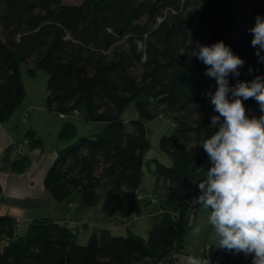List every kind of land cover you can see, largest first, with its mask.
Masks as SVG:
<instances>
[{
    "label": "trees",
    "instance_id": "trees-1",
    "mask_svg": "<svg viewBox=\"0 0 264 264\" xmlns=\"http://www.w3.org/2000/svg\"><path fill=\"white\" fill-rule=\"evenodd\" d=\"M249 6V0H0V122L25 99L22 63L30 75L47 72L48 109L105 122L87 136H78L72 121L62 124L58 139L66 145L48 167L45 187L58 202H76L78 209L100 204L103 213L128 222L148 162L155 178L148 205L163 210L147 237L131 224L123 235L95 226L87 243L77 241L79 231L68 221L34 218L22 234L14 216L0 214V264H176L191 226L193 177L208 158L198 143L214 131L204 93L217 86L190 51L197 42H226ZM249 28L228 43L245 59L240 75H229L232 84L264 75ZM254 101L245 100L246 109ZM131 103L138 114L127 124L123 112ZM161 114L174 125L160 137L167 163L146 157L147 122ZM25 138L28 149L43 146L32 128ZM17 144L7 147L2 168L23 172L31 160L26 152L12 158ZM209 252L222 264L244 263V252L213 240Z\"/></svg>",
    "mask_w": 264,
    "mask_h": 264
},
{
    "label": "clouds",
    "instance_id": "clouds-1",
    "mask_svg": "<svg viewBox=\"0 0 264 264\" xmlns=\"http://www.w3.org/2000/svg\"><path fill=\"white\" fill-rule=\"evenodd\" d=\"M249 31L264 62V15L256 16ZM137 43L139 50L142 45ZM190 55L207 66L205 74L217 85L204 93L213 105L208 126L214 131L198 143L210 167L203 177H193L199 189L193 204L207 210L205 223L220 248L251 254L252 264H264V75L230 83L229 75L238 77L245 59L223 39L197 42ZM248 71H253L251 65ZM248 98L259 103V116L247 113ZM201 230L199 223L193 228L195 234Z\"/></svg>",
    "mask_w": 264,
    "mask_h": 264
},
{
    "label": "crops",
    "instance_id": "crops-1",
    "mask_svg": "<svg viewBox=\"0 0 264 264\" xmlns=\"http://www.w3.org/2000/svg\"><path fill=\"white\" fill-rule=\"evenodd\" d=\"M249 1L251 2V6L247 7L246 10L249 11L248 15L250 16L248 17L252 19V22L248 23L250 25L243 26L240 31L251 27L255 23V18L258 14L264 15V0ZM243 17H245L244 11L239 16V19H242ZM239 19L236 25L230 29L228 35H232L238 31L236 29L240 23ZM253 104L254 103H252L246 111L249 115L259 116L261 114L260 108L259 106L254 108ZM44 107V105H35L33 102L27 101L23 104L22 108H20L18 112L19 116L17 118H14L16 116L12 114L8 119L0 122V183L3 187L2 194L0 195V214H10L14 216L18 221L19 233L21 225H29V222L32 219L43 216L51 217L61 223H66L68 221L69 225L76 227L75 229L79 231V227L90 226V222L94 215L93 211H80L75 214H73L72 211H68L66 214L63 205L59 204L64 202H58L44 185L46 171L59 150L56 149L54 152L46 153L44 147H36L34 149L27 148L29 141L25 138V134L29 128H33L35 130V122L28 125L26 122V116L28 117L29 114L32 119V112L34 113V110L42 111ZM30 109L31 112L29 111ZM56 114L60 119L63 118L58 112ZM52 126L54 128V125ZM55 126H58L56 127V130H60L62 125H57V123H55ZM24 138L25 140L23 142L27 141L26 154L31 160L29 167L23 172H15L2 168L1 160L6 154L7 147L12 143H21V140ZM17 156L18 154L12 153V158H16ZM203 167H205V169L196 176L203 177L207 168L210 167V161L208 158L203 164ZM143 191L144 190L141 189V192ZM198 193L199 189L196 183L193 182L192 195L196 197ZM143 200H146L147 206L145 210L140 208V203ZM149 202L150 199L148 195H144L143 192L141 197H138L136 201L134 210L135 215L133 212L128 222H122L120 221L119 216H114L117 221H113L112 224L101 227H108L111 231L112 229L123 230L128 224H131L132 230L135 233L146 236L153 222L161 219L163 215V210L160 205H157L155 208V205H148ZM73 204L74 205H71L69 203L68 206L71 209H78L77 203L74 202ZM104 214L105 213H103L101 209L98 216L103 217L105 220ZM206 215L207 210H204L200 206L196 205V208L191 215V226L185 237L184 248L182 252L179 253L176 264H192L193 260H199L200 264L220 263V259L211 257L209 252L210 243L213 240V230L210 225L205 223ZM198 223L201 224L202 230L199 234H195L193 232V228ZM139 229L141 230L139 231ZM89 235L90 234L87 236Z\"/></svg>",
    "mask_w": 264,
    "mask_h": 264
},
{
    "label": "rangeland",
    "instance_id": "rangeland-1",
    "mask_svg": "<svg viewBox=\"0 0 264 264\" xmlns=\"http://www.w3.org/2000/svg\"><path fill=\"white\" fill-rule=\"evenodd\" d=\"M66 1L73 3L79 0H66ZM248 14H249V11L245 9L244 10L245 17H243L242 19L241 18L239 19L240 23H239L238 28L236 29L238 31L232 35L229 34L226 37V43L232 42L237 36L242 34L244 30L242 29V31H240V29L243 28V26L250 25L248 23H251L252 19L248 17L250 16ZM28 66H29L28 63L21 64L23 80H24V84L26 88V96L23 102L18 106V108L15 110L13 114L14 116H16L14 118H17L19 116L18 112L20 108H22L23 104L27 101L33 102L35 105L45 106L44 109H42V111L34 110V113L32 112V119L30 115L28 114V117L26 116L27 118L26 122L28 125H30L31 123L33 124L35 122L34 127L36 130V136H39L42 139V145H43L42 147H44V150L46 153L54 152L56 149L60 150L66 145V142H62L58 139V133L60 130L59 129L56 130L57 129L56 127L58 126H55V123H57V125H60V124L62 125V123H64L65 121H72L77 127L78 136L91 135L93 133L99 132L105 126V122L103 121H86L83 118V115L76 111L71 116H67L66 118L60 119L58 115L56 114L57 112L48 110L46 108L47 107L46 97H47V92H48L47 91L48 74L44 69L36 68L35 74L30 75L28 73ZM253 103H254L253 104L254 108L259 106V103L256 100ZM29 111L31 112V109ZM137 114H138V111L135 107V104L131 103L125 108L123 112V118L125 119V122L127 124H130L129 123L130 120L137 117ZM52 125H54V128ZM147 126L149 128V137L151 139V147L146 154L147 159L157 157L163 162H166V163L169 162L168 156L162 153V151L160 150V137L163 134H171L174 132L173 123L171 122L170 119H168L166 116L161 114L157 116L156 118L149 120L147 122ZM152 167H153L152 164L145 162L144 177H143V181L141 185V189L144 190L143 191L144 195H148L149 199H152L151 196L153 195V190H154V179L155 178L151 170ZM71 198L74 201L78 202V193L74 192ZM59 204L63 205L66 211V214L68 211H72L73 214H75L76 212H80V211L82 212L89 211V210L93 211L94 215L90 222V226L89 227H79V235L77 236V241L80 243H87L89 236H90V235L89 236L87 235L90 234L93 227L105 226L108 224L110 225L113 223V221H117L114 215H111V214H104L105 220L103 219V217H99L98 216L99 212H101L100 204L89 206V207H83L82 209H71L68 206L69 204L68 202L59 203ZM140 204H141L140 208H143L145 210L147 206L146 200H143ZM154 207L156 208L157 204H155ZM134 215H135V212H134ZM27 229H28V225H21V227L19 228L20 233L22 234L26 233ZM140 230L141 229H139V231ZM112 231H113L112 233L115 235H120V234L123 235L127 233L126 228H124L123 230L112 229ZM141 236L147 237L148 234H146V236L144 235H141ZM217 264H222V263L217 262ZM243 264H252L251 254H245Z\"/></svg>",
    "mask_w": 264,
    "mask_h": 264
},
{
    "label": "built area",
    "instance_id": "built-area-1",
    "mask_svg": "<svg viewBox=\"0 0 264 264\" xmlns=\"http://www.w3.org/2000/svg\"><path fill=\"white\" fill-rule=\"evenodd\" d=\"M60 116L63 117V118H66V117H67V115L64 114V113H61ZM26 143H27V141L17 144V145L15 146V148H14L13 153H15V154H22V153H25V151H26ZM194 198H195L194 195H191V196H190V205H191L193 211H194L195 208H196V205L193 204V199H194Z\"/></svg>",
    "mask_w": 264,
    "mask_h": 264
}]
</instances>
